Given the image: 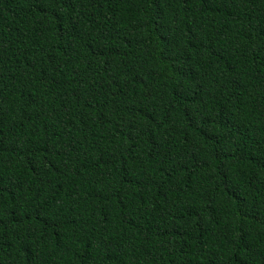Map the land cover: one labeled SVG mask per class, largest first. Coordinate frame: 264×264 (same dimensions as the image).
I'll list each match as a JSON object with an SVG mask.
<instances>
[{"label":"trees","instance_id":"trees-1","mask_svg":"<svg viewBox=\"0 0 264 264\" xmlns=\"http://www.w3.org/2000/svg\"><path fill=\"white\" fill-rule=\"evenodd\" d=\"M0 264H264V0H0Z\"/></svg>","mask_w":264,"mask_h":264}]
</instances>
